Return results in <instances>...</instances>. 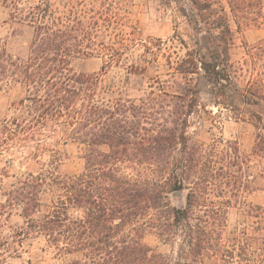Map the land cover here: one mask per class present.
<instances>
[{"label":"trees","instance_id":"trees-1","mask_svg":"<svg viewBox=\"0 0 264 264\" xmlns=\"http://www.w3.org/2000/svg\"><path fill=\"white\" fill-rule=\"evenodd\" d=\"M189 2L198 30L218 32L214 46L195 38L196 47L174 67L180 78H156L125 95L104 82L108 68L144 67L125 61L137 37L121 28L111 0H0L12 20L33 29L24 53L0 43V86L19 85L24 92L15 103L20 113L0 124V155L26 150L25 158H35L55 136L86 146L82 171L58 174L54 151L43 172H28L9 190L0 189L6 197L0 202V264L36 236L70 256L61 264H264V208L245 200L253 187L252 158L264 177V65L239 86L241 101L260 109L251 155L235 142L206 144L188 133L199 107L195 75L203 70L222 86L240 77L230 49L237 32L262 24L263 0H228L229 12L219 0ZM90 56L106 58L101 71L74 70V58ZM49 186L57 197L43 210L40 196ZM179 191L185 192L180 206L171 201ZM236 202L251 227L242 229L237 249L225 240ZM15 207L23 224L7 234L3 217ZM152 229L165 241L179 240L176 257L143 241Z\"/></svg>","mask_w":264,"mask_h":264},{"label":"rangeland","instance_id":"rangeland-1","mask_svg":"<svg viewBox=\"0 0 264 264\" xmlns=\"http://www.w3.org/2000/svg\"><path fill=\"white\" fill-rule=\"evenodd\" d=\"M219 1L229 12L228 0ZM111 2L120 9L123 19L121 28L126 32H134L137 37L125 61L127 64L136 63L144 67L138 72L126 70L124 64L108 68L104 82L109 85L115 84L125 95L128 92L137 93L138 89H147L156 78L165 81H170L174 75L180 78L174 67L180 58L186 56L188 49L196 47L195 38L199 39L202 46L215 44V35L218 32L208 30L205 26H200L201 29L198 30L197 12L189 0H111ZM261 20L260 26L247 27L236 33L230 55L231 61L240 67L238 74L241 75L237 80L233 79L230 84L222 86L212 83L203 70L195 75L200 93L199 107L191 116L188 128V133L193 138L206 144L235 142L242 154L251 155L261 127L254 114L260 112V109L241 101L239 86L248 79L250 71L257 74L264 65V15ZM32 32L30 25L12 20L9 9L0 4V43L5 44L9 51L24 53ZM138 37H141V41L149 48H145ZM105 59L104 56L74 58L72 67L77 72H99ZM23 96V89L19 85L0 86V124L4 118L20 113L15 103ZM46 143V151L35 158H25L26 150L0 155L1 190H9L12 184L28 172H43L48 168L54 151L60 158L55 170L58 174L68 176L83 170L85 165L83 155L86 152L84 144L60 136L51 137ZM251 166L253 187L246 194L245 200L264 208V177L254 158ZM3 169L7 170L6 174L1 171ZM1 190L0 202H4L6 197L2 195ZM56 197L55 187L49 186L43 190L40 196L43 210ZM171 201L174 205H182L185 201V192L184 198L171 194ZM3 219L7 234L23 224L20 210L16 207L7 209ZM247 222L248 217L242 204L234 203L229 208L225 229V240L229 248L237 249L241 242L242 229L249 227ZM143 241L155 252L172 257H176L178 253V239L172 242L165 241L153 229L145 233ZM69 260L70 256L57 254L45 237L36 236L25 239L20 251L7 256L2 264H61Z\"/></svg>","mask_w":264,"mask_h":264},{"label":"water","instance_id":"water-1","mask_svg":"<svg viewBox=\"0 0 264 264\" xmlns=\"http://www.w3.org/2000/svg\"><path fill=\"white\" fill-rule=\"evenodd\" d=\"M172 195H174L178 198H184V191L175 192Z\"/></svg>","mask_w":264,"mask_h":264}]
</instances>
